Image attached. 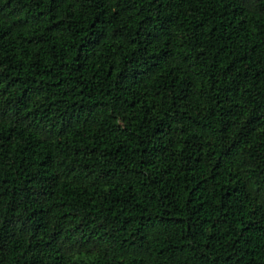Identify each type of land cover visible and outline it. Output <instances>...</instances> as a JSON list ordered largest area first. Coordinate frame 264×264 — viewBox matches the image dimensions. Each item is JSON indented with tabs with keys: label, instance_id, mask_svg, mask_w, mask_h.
Listing matches in <instances>:
<instances>
[{
	"label": "trees",
	"instance_id": "1",
	"mask_svg": "<svg viewBox=\"0 0 264 264\" xmlns=\"http://www.w3.org/2000/svg\"><path fill=\"white\" fill-rule=\"evenodd\" d=\"M0 264H264V0H0Z\"/></svg>",
	"mask_w": 264,
	"mask_h": 264
}]
</instances>
